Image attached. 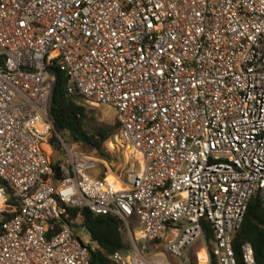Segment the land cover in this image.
<instances>
[{
	"label": "built area",
	"instance_id": "1",
	"mask_svg": "<svg viewBox=\"0 0 264 264\" xmlns=\"http://www.w3.org/2000/svg\"><path fill=\"white\" fill-rule=\"evenodd\" d=\"M53 67L114 111L125 180L57 133ZM256 195L264 209V0H0V264H95L84 210L122 223L112 264H211L206 222L218 264H259L234 249Z\"/></svg>",
	"mask_w": 264,
	"mask_h": 264
},
{
	"label": "trees",
	"instance_id": "2",
	"mask_svg": "<svg viewBox=\"0 0 264 264\" xmlns=\"http://www.w3.org/2000/svg\"><path fill=\"white\" fill-rule=\"evenodd\" d=\"M52 72L56 81L51 97L49 116L57 133L68 147L74 145L107 157L105 153L107 146L112 143L120 131V124L117 120L114 124L99 122L81 98L69 94V77L67 74L58 67H53ZM53 143L55 150L58 151L61 148L59 139L55 137ZM70 149L75 151L71 147ZM107 176L103 175L100 179H106ZM83 215L85 225L93 240L100 246L94 263L112 264L108 257L117 252L126 251L129 247L122 231V223L113 217L95 215L88 210H84ZM204 227L205 240L210 248L211 264H218L212 252L213 228L207 222L204 223ZM245 243H250L253 246L258 263L264 264V209L259 195L252 198L242 228L234 238V249L238 256L241 254V247ZM148 247L150 252L153 250L154 244L151 243ZM160 252L163 253L164 250Z\"/></svg>",
	"mask_w": 264,
	"mask_h": 264
},
{
	"label": "rangeland",
	"instance_id": "3",
	"mask_svg": "<svg viewBox=\"0 0 264 264\" xmlns=\"http://www.w3.org/2000/svg\"><path fill=\"white\" fill-rule=\"evenodd\" d=\"M88 110L92 111V115L101 123L114 124L116 122L115 113L111 107L102 106L94 108L88 106ZM70 147L85 156L99 161L98 169L93 174V176L97 178H101L103 175H108L107 178L112 177L113 179L121 178L122 180H125L133 169L132 165L134 163V159L132 158L131 153L121 148H117L112 143L107 146L108 148L105 152L107 157L102 156L100 153L95 151L82 149L74 145H71ZM134 169L137 171L138 167L136 166ZM191 250L193 254L202 252V244L197 242Z\"/></svg>",
	"mask_w": 264,
	"mask_h": 264
},
{
	"label": "bare ground",
	"instance_id": "4",
	"mask_svg": "<svg viewBox=\"0 0 264 264\" xmlns=\"http://www.w3.org/2000/svg\"><path fill=\"white\" fill-rule=\"evenodd\" d=\"M109 179L111 180V179H113L112 177H109Z\"/></svg>",
	"mask_w": 264,
	"mask_h": 264
}]
</instances>
